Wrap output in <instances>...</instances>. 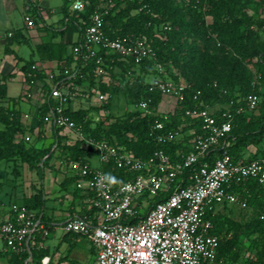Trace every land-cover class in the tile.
<instances>
[{
	"label": "built area",
	"instance_id": "1",
	"mask_svg": "<svg viewBox=\"0 0 264 264\" xmlns=\"http://www.w3.org/2000/svg\"><path fill=\"white\" fill-rule=\"evenodd\" d=\"M70 2L72 13L77 16L91 4L90 0ZM77 4L81 7H75ZM111 6L112 3L107 4L91 14L82 40L74 47V68L61 71L57 66L46 71L37 64L32 65V70L27 73L25 96L28 101L39 98L42 102L33 111L23 112V122L28 129L25 139L32 140L28 134L32 129H39L40 108L48 103L43 115V135L48 129L60 128L62 135L72 134L70 138L74 141L82 139L85 148L95 149V154L72 159L57 149V143L53 146V150L59 152L61 165L65 166V174L77 177L76 186L88 194L89 207L95 209L92 217L73 215L63 223L66 232L80 233L91 240L97 250L94 264H215L221 235L211 216L226 203L248 207L249 193H240L237 189L243 183L256 180L264 190V154L252 145L243 159L236 160L230 152L233 114L224 111L218 118L214 111L203 105L186 109L188 116L203 121V132L195 136L188 152L180 151L176 158L162 148L142 158L106 139L88 137L68 109L102 104L108 101L109 94L95 88L91 90L93 94L89 90L84 92L87 87L76 83L78 76L84 75L77 68L78 64L85 67L95 61L94 73L98 78L109 80L108 67L112 68V65L99 54L102 48L107 54L115 53L139 65L145 60L157 61L156 49L146 35L112 37L107 33L106 16ZM24 17L28 27L36 26L32 4L27 5ZM156 68L159 75L149 81L150 91H160L163 99L167 95L177 98L173 109L160 111L159 108L169 120V113L185 100L188 84L165 78L166 71L161 63L156 62ZM73 69L76 70L73 72ZM34 71L45 74V79H38ZM200 95L201 90H198L194 99L198 100ZM78 100L82 103L74 107ZM151 101L152 98L142 99L138 107L146 113L151 112ZM261 102L258 94H251L237 112L258 111ZM103 112L107 111L103 110L101 114ZM100 116H94V119L99 120ZM164 128L165 121L156 120L154 129ZM180 136L179 132L169 130L160 133L158 139L164 142ZM93 156L98 157L102 166L94 164ZM109 163L113 164V169L135 175L117 180L104 169ZM162 193L165 194L163 199L155 198ZM13 212L0 223V238L14 252L32 253L37 237L45 228L42 213L25 205L17 206ZM46 259L42 260L45 264Z\"/></svg>",
	"mask_w": 264,
	"mask_h": 264
},
{
	"label": "trees",
	"instance_id": "2",
	"mask_svg": "<svg viewBox=\"0 0 264 264\" xmlns=\"http://www.w3.org/2000/svg\"><path fill=\"white\" fill-rule=\"evenodd\" d=\"M91 4L86 11L77 16L72 14L69 18L71 6L66 0L63 5L65 13L64 21L68 19L77 22L80 28V37L74 45L82 40L85 28L90 23V16L97 8H103L112 3L109 14L106 16V31L112 37L124 35H146L150 44L156 49L157 61L145 60L142 64H136L133 60H126L113 53L107 54L101 49L99 54L106 57L109 80L98 78L94 73L95 61L89 66L82 67L78 64L81 73L76 83L81 87H87L84 91L93 88L109 94L107 102L82 107L78 110H70V116L82 127L88 137L106 139L114 144L123 146L135 152L137 156L147 158L157 149H165L172 158H176L180 151L188 152L192 140L196 135L203 132V121L199 117L188 116L187 108H195L199 105L208 108H216L214 113L221 118L224 111L233 114V129L230 149L236 160L244 158L245 153L254 145L258 152L264 154V20H256L251 16L243 0H183L188 14L192 17L189 32L194 40L187 48L180 47V35L175 25L169 22L172 16L169 0H90ZM69 21V20H68ZM86 21V23L84 22ZM67 24V23H66ZM66 30H54V36L63 34ZM19 33L16 34V37ZM217 44L223 50L234 49L244 60L253 62L260 77L254 80V74L241 66L231 70H223L218 60L204 50ZM40 51L47 58L59 60L61 71L74 68L76 62L74 54H67V46L52 43L40 45ZM7 53L10 49H6ZM156 62L166 69L165 78L176 82H186L188 88L185 91L186 98L179 102L174 112H170L169 120L159 111L163 95L160 91H150L148 75L157 73ZM33 61L25 66L27 73L32 70ZM76 69H73V72ZM26 73V81L28 75ZM40 80L45 79V74L34 71ZM89 83V85H88ZM201 90L198 100L194 95ZM126 93L129 101L135 106L123 116H115L112 109V101L115 93ZM251 94H258L262 102L258 111L237 112L239 106L245 104V98ZM152 98L150 103L151 112H144L138 104L142 99ZM12 102V103H11ZM18 100L12 101L7 96L6 90L2 89L0 80V122L5 128L0 130V161H14V176L21 173L20 162L27 163L32 171L42 170L50 166L54 151L53 146L57 143V149L63 154H69L72 159L83 158L86 154H95L93 147H84V140L79 139L69 142V135H62V129L54 128L56 140L48 147H39L36 142H28L25 134L28 129L23 122V112L17 108ZM203 103V104H202ZM48 103L40 108L42 121L37 139L42 138L45 124L43 115L47 110ZM219 108H217V107ZM214 108V109H215ZM99 120H95L92 114L101 111ZM212 110V109H211ZM156 120L165 121L163 130H155ZM174 130L179 132L180 137L160 142V133ZM31 132H35L34 129ZM104 169L111 177L117 180L128 179L135 173H124L123 169H113V164H105ZM76 176H66L61 182L62 189L68 190L74 185V193H80L81 189L76 186ZM186 184V182H184ZM240 193H249L248 207L224 204L214 216H211L221 235L219 253L215 264H237L240 257L246 253L245 264H264V190L259 187L256 180H251L237 187ZM165 194L156 196L163 199ZM45 188H37L34 194L25 196L23 205L30 209L39 210L42 220L50 230L54 226L46 219L43 210L47 203ZM90 213L95 209L89 207ZM14 213V212H13ZM12 213V214H13ZM72 232H68L71 234ZM80 234V233H74ZM82 235V234H81ZM41 234L32 252L42 253L44 248L40 246ZM243 257V256H242Z\"/></svg>",
	"mask_w": 264,
	"mask_h": 264
},
{
	"label": "crops",
	"instance_id": "3",
	"mask_svg": "<svg viewBox=\"0 0 264 264\" xmlns=\"http://www.w3.org/2000/svg\"><path fill=\"white\" fill-rule=\"evenodd\" d=\"M53 2L52 0H0V80L2 89L6 90L7 96L10 97L12 101H16L17 99L9 95L7 82L17 75H21L23 81L25 79L26 83L27 71L24 69V66L29 61H33L34 64H37L46 71L53 70L60 64L58 59H49L43 55L44 53L46 54V51L42 53L40 51V45H50L54 42L59 45L64 44L67 46V54H69L74 51V47L76 46L74 44L80 37L79 28L76 31V37L72 39L71 45L69 44L70 41L68 40L71 35L69 26L61 27V25H59V22H62L60 17L54 19V17H56V12H61L65 16L63 6L59 7L58 5L56 6L57 9H55L52 7ZM28 4H32L34 17L36 19V26L32 28L27 26L24 17L25 9ZM39 18H41V22L38 20ZM54 30L66 31L63 34H58L56 37L54 36ZM17 33H19L18 37H16ZM25 47H27L28 50L22 53ZM7 48L10 49L9 53L6 51ZM28 102L33 108L36 106L32 101ZM4 128L5 125L0 122V130ZM39 130L40 127L39 129H35L33 134L37 133L38 135ZM47 132L51 133V137H55L53 141L55 142L56 135L54 129H48ZM45 134L46 135H41L42 138L38 139L39 142L36 141L39 147H48L53 143L51 140L48 142L47 133ZM70 137L69 135L68 141L74 142ZM53 151L52 149L51 152ZM55 154L56 151H54V155ZM58 154L57 151V155ZM54 155L52 159L59 158H55ZM94 157L97 156L91 158L94 164L96 166H102L98 157L96 160H94ZM19 162L21 173L18 176H14L12 172L15 162H8L6 160L0 161V223L7 220L12 215V206L15 205L14 203L19 206L23 205L25 196L34 194L37 188L43 186L45 188L46 198L48 199L43 213L45 212L46 219H48L54 227L49 230L45 222V228L42 231L40 241V246L44 248L42 256H40L41 252L35 254L34 252H14L9 249L4 240L0 238V264H45L42 262L44 258H47V264H94L97 259V250L91 240L83 234H68L63 227V223L70 216L82 214L93 216L89 209L90 200L88 194L83 190L75 194L74 185L68 190L62 189L61 182L67 176L63 171V174H59L62 178L59 181L60 184H58L59 194H56L54 190L56 187H51V191L47 189L49 187L46 185L47 179H49L48 177L51 175V173H48L49 175L44 179L45 185L35 187L34 192L23 195V197L18 199L16 198L17 195H10V190L13 187L15 191H18L15 188V186H17L15 180L23 174V168L25 169V167L28 166L27 163ZM53 165L54 164L50 161L49 168H54ZM45 169H47V166ZM57 169L60 170L61 167ZM48 171L50 170L48 169L47 172Z\"/></svg>",
	"mask_w": 264,
	"mask_h": 264
},
{
	"label": "rangeland",
	"instance_id": "4",
	"mask_svg": "<svg viewBox=\"0 0 264 264\" xmlns=\"http://www.w3.org/2000/svg\"><path fill=\"white\" fill-rule=\"evenodd\" d=\"M52 1H54L52 4V7H54L55 9H57L56 6L59 5V7H62L66 3V0H52ZM243 1L245 2L246 9L251 16H253L256 20H264V0H243ZM67 5L70 7L71 2H68ZM169 5L172 11V16L170 17L169 22L175 25V28L177 29V32L180 35V47L187 48L189 44L194 40L193 34L189 32V30H191L190 29L191 27L189 24H191L192 17L188 14L187 8L183 0H169ZM72 12L73 11L70 10L69 18H72V14H73ZM55 15L56 17H54V19L60 17L62 22H59L60 23L59 25H61V27L67 26V25L69 26L71 35L68 41H70L69 44L71 45L72 39L76 37V31L79 29V25L77 24V22H74L70 19H68L69 21L67 20V22L66 20L64 21L65 16L61 12H58V13L56 12ZM38 20L40 22L42 21L41 18H39ZM27 50H28L27 47H25L22 53H24ZM204 53L213 55L220 63V66L222 67L223 70L229 71L233 67L241 66L242 68L253 72L254 80H257L260 77V73L256 71L253 65V62L244 60V58L239 56L237 51L234 49L230 48L228 50H223V49L218 48L217 44L216 45L212 44L209 49L204 50ZM157 75H158L157 73L150 74L148 75L147 80L152 81ZM7 83H8L7 87L9 90V95L19 100L18 108H20L22 112L33 111L34 109L33 106L28 102L25 96L27 92V87H28L27 82L25 83V79L23 81L22 76L17 75L15 78L9 80ZM94 99H97V96ZM111 101H112L111 111L113 112L115 116H123L125 115L127 111L135 108V106L129 101L127 94L124 92L115 93ZM176 101H177V98L175 96H171V95L165 96V99H163V101L160 104V111H169L173 109L176 104ZM32 102L34 105L39 106L42 101L39 100V98H35L33 99ZM80 102L81 100H78L76 103H74L73 104L74 107H78ZM214 108H211L212 111L216 110V108L215 109ZM97 115H101V112L95 113L94 116H97ZM28 135H31L32 137V140L30 142L38 141L37 133H34V134L32 133ZM70 136L72 135L70 134ZM54 138L55 137H51L50 132H47L48 142H50V140L51 142H53ZM54 157L55 158L58 157L57 152L54 155ZM59 159L60 158L51 160V163L54 164L53 165L54 168L52 167V169L49 168L50 166H47V169L44 168V170L42 169V170L32 171L28 168L27 165H25L27 167H25V169L23 168V174L18 179L15 180V182L17 183V186H15V188L18 191H15V189L12 187L10 190L11 192L10 195L15 194L17 195L16 198L19 199L20 197H23V195L34 192L35 187L40 186V185L41 186L45 185L44 179H46V176L49 175L50 173L51 175H49L48 177L49 179H47V184H46L49 186L47 189L51 191L52 189L51 187L53 188L56 187L54 188V190L56 194H59L58 184H60L59 181L60 179H62L60 175L63 174V171H65V166H62L63 164L62 165L60 164ZM96 159L97 157H94V160ZM60 167L61 169L58 170L57 168H60ZM48 169L50 171L47 172ZM14 204L15 205L12 206V211L14 208L19 206L16 203ZM248 253L249 252L244 253L242 255L243 257L242 256L240 257L237 264H245V260H246V257L248 256Z\"/></svg>",
	"mask_w": 264,
	"mask_h": 264
},
{
	"label": "clouds",
	"instance_id": "5",
	"mask_svg": "<svg viewBox=\"0 0 264 264\" xmlns=\"http://www.w3.org/2000/svg\"><path fill=\"white\" fill-rule=\"evenodd\" d=\"M75 7H81V5L77 4V5H75Z\"/></svg>",
	"mask_w": 264,
	"mask_h": 264
}]
</instances>
